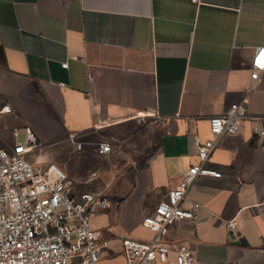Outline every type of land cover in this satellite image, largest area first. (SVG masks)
<instances>
[{
	"label": "crops",
	"instance_id": "crops-1",
	"mask_svg": "<svg viewBox=\"0 0 264 264\" xmlns=\"http://www.w3.org/2000/svg\"><path fill=\"white\" fill-rule=\"evenodd\" d=\"M260 45L264 0H0V104L11 107L0 147L28 126L32 164L56 163L78 190L105 196L110 207L92 217L109 242L97 264H126L120 238L152 239L142 218L196 161L208 119L243 100L264 116V71L255 87L250 77ZM252 125L220 139L207 164L221 177L195 181V219L164 236L186 242L194 264H264V137ZM102 141L107 155L95 151Z\"/></svg>",
	"mask_w": 264,
	"mask_h": 264
},
{
	"label": "built area",
	"instance_id": "built-area-1",
	"mask_svg": "<svg viewBox=\"0 0 264 264\" xmlns=\"http://www.w3.org/2000/svg\"><path fill=\"white\" fill-rule=\"evenodd\" d=\"M263 71L264 45H260L252 54L253 87ZM10 112L9 105L0 104V121ZM261 119L264 116L249 114L244 100L208 119L211 137L193 136L196 161L190 163L153 211L142 218V225L153 233L152 239L120 238L126 264L196 262L186 242H165L164 236L177 221L195 219L197 204L186 205L187 190L195 181L203 176L221 177V172L207 164L220 139L236 134L244 121L252 122V132L264 137V129L258 125ZM11 134L13 142L0 147V264H97L100 251L107 249L109 242L93 226L92 217L109 208V200L96 191L78 190L73 178L56 163L32 164L28 154L39 145L30 127H13ZM67 140L75 150H82L84 143L76 133H68ZM95 151L107 155L112 144L102 141ZM226 228L234 234L232 239H239L235 219L228 220Z\"/></svg>",
	"mask_w": 264,
	"mask_h": 264
},
{
	"label": "rangeland",
	"instance_id": "rangeland-1",
	"mask_svg": "<svg viewBox=\"0 0 264 264\" xmlns=\"http://www.w3.org/2000/svg\"><path fill=\"white\" fill-rule=\"evenodd\" d=\"M22 137H23V134L22 133H20V135H19V140H22ZM35 151H37V150H34V151H32L31 153H29L28 154V156H32V155H34V153H35ZM52 153V151H51V149H49V148H47V149H44L43 151H42V155L44 156V158H45V160L46 161H49L50 160V154ZM29 160V159H28ZM30 162H31V160H29ZM32 163V162H31ZM47 164V163H46ZM46 164H44V163H39V165H41V166H46ZM60 166V165H59ZM71 177H73V175H71Z\"/></svg>",
	"mask_w": 264,
	"mask_h": 264
}]
</instances>
